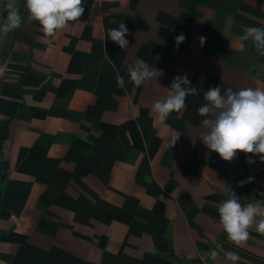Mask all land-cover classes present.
Returning a JSON list of instances; mask_svg holds the SVG:
<instances>
[{
  "label": "crops",
  "instance_id": "1",
  "mask_svg": "<svg viewBox=\"0 0 264 264\" xmlns=\"http://www.w3.org/2000/svg\"><path fill=\"white\" fill-rule=\"evenodd\" d=\"M83 7L78 21L44 39L21 0L24 22L7 37L0 264H232L229 251L236 264H264V235L253 227L237 247L217 211L231 191L242 205L264 200V163L244 153L221 159L203 143L198 115L210 87L264 88V56L240 39L246 27H264V0H84ZM121 22L127 49L108 37ZM180 33L186 39L177 47ZM109 60L125 76L123 88ZM137 60L164 74L134 86L125 73ZM184 74L198 94L162 123L151 105ZM250 176L254 182L239 186Z\"/></svg>",
  "mask_w": 264,
  "mask_h": 264
},
{
  "label": "clouds",
  "instance_id": "2",
  "mask_svg": "<svg viewBox=\"0 0 264 264\" xmlns=\"http://www.w3.org/2000/svg\"><path fill=\"white\" fill-rule=\"evenodd\" d=\"M84 0H25L28 21L38 22L43 32V38H54L58 32L69 26L70 22L78 21L84 14ZM6 13L5 22L0 26V32L8 34L20 29L24 22L14 0H5L2 6ZM128 28L124 22L118 28L108 30V37L117 43L121 49L129 47L126 39ZM186 39L183 33L175 37L178 47ZM201 46L206 38L200 36ZM242 41H251L259 56H264V27H246ZM116 72L117 86H125V76L121 75L116 65L109 60ZM163 70L150 68L143 60H137L126 69L125 75L134 86L146 85L149 81L162 76ZM187 74L173 78L170 88H166V96L157 99L151 105V113L160 122H165L173 113H179L186 107V97L198 94L196 87H189ZM205 101L198 108V115L203 117L200 126L204 129L202 141L208 149L217 153L221 159L231 162L238 153L252 154L264 163V88H241L234 91L231 87L221 91L220 87H210L203 94ZM179 138L177 136L174 140ZM250 165L255 160L249 158ZM254 182V177L240 181L239 186ZM219 224L227 239L237 247H241L250 239L249 229L264 235V200L255 202H240V198L231 191L227 199L218 205ZM259 218V219H257ZM221 246L211 250L210 259L216 261L220 255ZM226 258L236 264L239 256L235 252H226Z\"/></svg>",
  "mask_w": 264,
  "mask_h": 264
},
{
  "label": "rangeland",
  "instance_id": "3",
  "mask_svg": "<svg viewBox=\"0 0 264 264\" xmlns=\"http://www.w3.org/2000/svg\"><path fill=\"white\" fill-rule=\"evenodd\" d=\"M5 3V0H0V26H2L5 22L6 14L2 15V6ZM15 6L20 7L21 0H14ZM9 34V33H8ZM8 34H4L3 32H0V60L3 58L5 53V47H6V41Z\"/></svg>",
  "mask_w": 264,
  "mask_h": 264
},
{
  "label": "trees",
  "instance_id": "4",
  "mask_svg": "<svg viewBox=\"0 0 264 264\" xmlns=\"http://www.w3.org/2000/svg\"><path fill=\"white\" fill-rule=\"evenodd\" d=\"M6 13L5 12H2V15H5ZM175 258V257H174Z\"/></svg>",
  "mask_w": 264,
  "mask_h": 264
}]
</instances>
